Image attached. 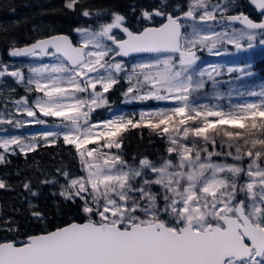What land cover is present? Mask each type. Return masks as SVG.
I'll list each match as a JSON object with an SVG mask.
<instances>
[{
	"label": "snow or ice",
	"instance_id": "1",
	"mask_svg": "<svg viewBox=\"0 0 264 264\" xmlns=\"http://www.w3.org/2000/svg\"><path fill=\"white\" fill-rule=\"evenodd\" d=\"M63 6L90 22L72 28L78 40L50 34L21 45L9 28L0 29L9 57L53 61L29 66L27 75L0 63V80L14 78L29 94H40L12 100L14 112L0 114V125L57 121V130L39 137L0 138V165L10 164L9 156L27 162L29 153L62 139L74 148L80 174L27 164L35 183L28 177L21 183L25 222L38 230L25 234L19 221L0 219V231L11 234L0 237V264H264V86L236 89L240 97L256 98L244 102H232L229 92L226 106L196 95L208 96L210 83L211 95L225 98L216 79L222 66L201 67L198 52L221 55L224 44L237 51L264 46V0H131L124 8L64 0ZM134 53L149 55L128 72L117 57ZM122 72L127 101L173 106L141 111L138 119L116 115L94 122L92 113L108 104L104 94ZM227 72L252 76L243 67ZM144 128L164 141V153L134 155L129 162L124 134ZM45 187L52 214L31 199L43 197ZM0 190L14 189L0 179ZM65 208H75L71 219L53 226L51 216L62 217Z\"/></svg>",
	"mask_w": 264,
	"mask_h": 264
},
{
	"label": "trees",
	"instance_id": "2",
	"mask_svg": "<svg viewBox=\"0 0 264 264\" xmlns=\"http://www.w3.org/2000/svg\"><path fill=\"white\" fill-rule=\"evenodd\" d=\"M97 4H117L121 8H124L131 0H94ZM141 2H151V0H141ZM177 2H184V0H177ZM64 0H0V29L9 28L19 40L20 44L23 45L25 42H31L34 39L46 37L50 34H68L73 39L75 32L72 31L74 27H87L89 21L87 18L80 17L68 9L64 8ZM14 9V11H13ZM248 7L243 10L247 12ZM249 11V9H248ZM35 26V30H33ZM139 26V25H137ZM258 44V42L256 43ZM6 43L0 38V58L2 60H8L9 56L6 52ZM251 70L254 75L250 79L247 88H254L258 90L259 86H262L264 80V49L259 48L253 54V64ZM235 78V73L228 74L218 79L221 82ZM259 80V83L257 84ZM223 83L218 86V90L224 94L228 99V93L231 91L233 97H239L236 92H232L233 89H237V85H241V79L238 80L239 84L231 85ZM210 84V83H209ZM212 88V87H211ZM233 88V89H232ZM126 91V87L122 81H119L113 88L107 93L108 104L104 109H112L120 106L123 101V93ZM209 93L210 85L204 90ZM236 95V96H235ZM29 98L32 95L27 93ZM216 100L214 97L210 100ZM225 102V99L221 100ZM1 104V103H0ZM136 103L132 102L129 104V110H133L129 116H134L138 119L136 113ZM151 100H148L147 104H142L141 107L151 109L156 107ZM226 106V104H225ZM101 112L95 110L92 113V118H99L95 116L96 113ZM141 133L143 134L141 136ZM43 142H41L42 144ZM165 143L160 140L157 136L150 133L149 129H130L124 134V149L125 158L131 162L132 157L147 155L150 158H156L158 155L164 153ZM72 153L70 155L69 153ZM75 154L74 148L71 145H64L62 139L59 140L55 145L48 147H39L36 152L29 153L27 162L23 156H9L11 160L10 164L0 165V179L5 180L6 183L12 185L13 191L0 190V219L12 217L16 221H19L21 229L25 231L38 230L34 229L30 225L26 224L25 218L28 215L27 203L24 197L27 193L24 192L21 187V183L25 177L32 178L35 183L33 171L27 167V164L33 163V161H39L43 169L49 173H55L56 168L67 166L70 170L79 173L78 160L73 159ZM216 160H223L222 157H214ZM229 162H231L229 160ZM21 171L22 175L17 176L16 172ZM38 175V174H37ZM33 199L34 203H38L43 210L48 211L50 214L55 213V207L53 205V198L48 194V188H44V196ZM19 210V211H17ZM64 215L62 217L51 216L53 226L57 223H64L71 219L68 213L75 212V208H65ZM5 235H11L0 231V237Z\"/></svg>",
	"mask_w": 264,
	"mask_h": 264
},
{
	"label": "rangeland",
	"instance_id": "3",
	"mask_svg": "<svg viewBox=\"0 0 264 264\" xmlns=\"http://www.w3.org/2000/svg\"><path fill=\"white\" fill-rule=\"evenodd\" d=\"M217 30H220L219 28H217ZM79 37L78 35L75 33V40H78ZM262 46V45H261ZM256 47V46H255ZM254 47V48H255ZM254 48L252 49H248V50H243V51H237L232 45H228V44H224V45H219L218 46V49L221 51V55H210L207 50H204V51H200V54H204V57L203 60L201 59L198 64H200L201 67H206L208 65H213V64H216V65H221V76L222 75H227L228 72H227V68L229 67H243L245 68L247 71H251L252 72V76L250 77H240L241 79V82L242 84L241 85H237L239 84L238 80L240 79H237V77L240 76L239 73H236V72H233V73H229V74H233L235 73V78H230V80H227L229 81V83L231 85H237L238 88L240 91H244L246 90L247 86L249 85V82H250V79L253 77L254 73L253 71L251 70L252 68V63L250 62L251 60V53L252 51L254 50ZM216 51V50H214ZM148 57H136V58H133L131 59L127 64L126 62H123L125 67L127 68L128 72L131 71V68L134 64L136 63H139V62H143L144 60H146ZM53 62L51 58L47 57V58H44L43 60H32V61H27V62H23L21 65L23 67L25 66H36V65H39L41 63H51ZM220 77V76H218ZM119 79H123L124 81L123 84L125 85V87L128 89L129 87V83L127 81V78H126V73H120ZM217 78V77H216ZM226 80L225 82H221V84L223 85V83H228ZM262 81V86H264V80H260ZM133 86L136 85V81L133 80ZM259 83V80L257 82V84ZM210 85V91H209V95L208 96H203V93H198L196 94L197 96H200L201 97V102H204V103H212V104H215V103H220V104H223V105H227L229 103V99H226V97L224 98L225 99V102H222L221 100H212L210 101L213 96L211 95V93L213 92V89L211 88V84ZM261 86H259L258 90L260 89ZM97 89L99 90V85L97 86ZM126 89V91H127ZM233 89V88H232ZM144 91H147V88L145 87L143 89ZM257 90V91H258ZM125 91V92H126ZM231 92V91H229ZM232 92H236V89H233ZM237 93V92H236ZM40 95L39 93H35L33 92L32 93V99H35L36 96ZM105 96H107V94L105 93L104 94ZM238 95V93H237ZM236 96V95H235ZM9 98L11 97V95L8 96ZM195 98V96H194ZM245 99L247 100H255L256 98H253V97H248V98H245V97H233L231 98L232 102H244ZM12 100L9 99V102L8 104H4L3 107L0 109V114H3L5 116H7V114L9 112H14V108H15V105L11 103ZM138 101V100H136ZM154 103L158 104V106L154 109H144V108H141L139 109V113L141 111H157L161 108H167V107H171L173 106L172 102L170 101H156V100H152ZM133 101H127L126 97L124 96L123 98V101L122 103L120 104L119 108H112V109H104L105 106H102L100 108H97L96 110L98 111H101V112H98L95 114V116H99L101 115V117L99 118H92V120L95 122V121H103V120H106V119H109V118H112L116 115H125L127 116V114L129 115V113L133 112V110H129L127 109L126 110V107L127 105H129L130 103H132ZM148 100L147 101H138L139 104H147ZM139 117V116H138ZM21 119H27L26 117H19ZM41 119H45L47 121L46 124L44 125H39V124H28L26 125L24 128H20V129H15L13 128L12 125H0V138H4L6 136H8L9 134H12V135H19V136H23V137H30L32 135H37L39 137V134L42 133V132H45V131H55L57 129H55L54 125L57 123L56 120H54L53 118H46V117H41ZM6 130V131H5ZM40 142H43V140L41 139ZM91 147V145L89 146ZM112 151H115V149H113ZM220 161V160H218Z\"/></svg>",
	"mask_w": 264,
	"mask_h": 264
},
{
	"label": "flooded vegetation",
	"instance_id": "4",
	"mask_svg": "<svg viewBox=\"0 0 264 264\" xmlns=\"http://www.w3.org/2000/svg\"><path fill=\"white\" fill-rule=\"evenodd\" d=\"M249 9V8H248ZM247 9V14H249L252 18H256L258 16V13L254 12L253 10H249ZM45 58V57H44ZM36 59H42V58H20V59H15L12 57H9L8 60H5V62L2 61V59L0 58V63H6L9 65L10 69L12 68H21L25 74L27 75V68L28 66L23 67L21 64L27 61H32V60H36ZM15 88L16 91L12 92L11 89ZM15 95V94H20L22 96H26V91L24 89V87L20 84H17L14 80V78L11 77H5L2 80H0V101L3 100L4 97H8L9 95ZM21 97V96H20Z\"/></svg>",
	"mask_w": 264,
	"mask_h": 264
},
{
	"label": "water",
	"instance_id": "5",
	"mask_svg": "<svg viewBox=\"0 0 264 264\" xmlns=\"http://www.w3.org/2000/svg\"><path fill=\"white\" fill-rule=\"evenodd\" d=\"M238 26V25H237ZM145 55H149V54H142V53H134L132 55H130L129 57H125V58H121V59H129L131 57H136V56H145ZM120 58V57H118Z\"/></svg>",
	"mask_w": 264,
	"mask_h": 264
}]
</instances>
